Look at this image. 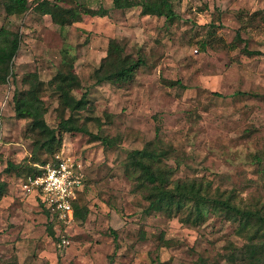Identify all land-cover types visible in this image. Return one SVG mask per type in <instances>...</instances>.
Returning <instances> with one entry per match:
<instances>
[{
	"label": "rangeland",
	"instance_id": "374dc122",
	"mask_svg": "<svg viewBox=\"0 0 264 264\" xmlns=\"http://www.w3.org/2000/svg\"><path fill=\"white\" fill-rule=\"evenodd\" d=\"M8 1L0 0V27L16 32L20 44L0 84V180L8 185L0 199V264H109L110 257L112 264H252L247 249L264 250V225L220 205L264 213V0H170V23L112 0H49L77 11L63 25L69 14L39 13L41 0H27L21 14H7ZM99 8L106 14H90ZM111 40L122 56L143 59L130 81L96 82ZM244 45L261 53L247 54ZM65 51L79 80L72 93L86 91L88 100L73 115L88 133L59 131L55 152L79 161L85 175L70 243L59 248L37 200L20 188L31 163L52 153L37 148L42 137L27 128L29 119L15 116L13 96L37 77L47 125L69 117L49 84ZM149 143L166 152L157 165L171 169V180L203 182L210 203L198 222L190 201L179 212L147 209L141 172L128 158Z\"/></svg>",
	"mask_w": 264,
	"mask_h": 264
},
{
	"label": "trees",
	"instance_id": "16d2710c",
	"mask_svg": "<svg viewBox=\"0 0 264 264\" xmlns=\"http://www.w3.org/2000/svg\"><path fill=\"white\" fill-rule=\"evenodd\" d=\"M112 3L115 8L119 9L140 6L141 14L164 16L165 20L169 23L172 22L175 17L173 5L170 0H112ZM4 7L7 14H21L27 10L28 1L9 0L4 4ZM35 10L42 14H49L55 20L58 19L57 15L58 13L60 14V12L61 14H69L70 19L66 16H62L61 21H59V24L61 25L64 23H72L77 15L76 10L62 8L56 2H50L49 0H41L38 2L35 6ZM90 14L103 16L106 14V10L99 8L91 10ZM236 37L239 40L241 39L239 32L236 33ZM110 43L107 55L102 59L100 65L94 71L96 82H111L120 84L132 80L135 70L143 62V59L138 57L135 60H132L125 55L122 56V48H120L112 40ZM19 44L20 38L16 32H13L5 27H0V84L6 82L7 78L11 74L13 59L19 49ZM206 46L207 44L205 42L201 43L202 48H205ZM242 49L247 54L261 53L256 50H249L245 45ZM66 54L67 52L62 57V66L50 79L49 84L55 85L54 89L58 95L59 104L63 108L69 110V117H61L56 127H50L47 125L44 120V114L46 111L39 96L43 82L37 77H34V80L31 83L28 81L29 87L26 90L17 92V94H14L13 96L15 116L17 118L29 119L27 128L31 132H37V135L42 137L41 141H37V143H39L37 148L46 149L52 153V156L57 153V151L55 152V149L58 148L61 141L59 131L87 132L84 127L76 124L73 115L74 112L83 110L87 107V94L85 91L79 98H76L72 93L75 86L78 85L79 80L77 76L74 75L72 62H70L66 57L64 58V56H67ZM116 56L117 59L115 58ZM27 78L28 76L25 77L23 81ZM214 95L221 96L217 92H214ZM89 135L100 140L104 146L111 145V140L107 137H100L96 134ZM149 145L150 143L142 149L132 150L129 153L128 158L130 164L129 166L132 167V170L141 172L137 179L140 181L142 184L141 186H143V190L146 192V198L148 200L147 209L154 211H172L173 209L174 211L179 212L182 204H184L185 201H190L192 203L191 213L194 214L195 222H198L203 216V207L210 203V199L203 192V182L197 181L196 179L185 181L171 180V169L168 168L167 165L162 168L157 165L160 161L159 159L165 157L166 152L161 151L158 153L155 148H152ZM47 161L43 160L38 164H44ZM34 164L35 162L33 161L31 163L32 168L28 174L37 172V168ZM8 167L11 169L16 168V166L12 163H9ZM7 186L6 181L0 180V199L7 193ZM78 199L79 196L73 204L75 219L79 217ZM35 200L37 199L35 198ZM220 206L229 212H233L232 214L235 218L238 216L240 219H253L259 222L260 225H264V213L261 211L232 206L229 201L225 204H221ZM42 210L47 219L46 228L48 234L55 238V240H58L56 231L48 213L46 210ZM116 240V235H114V241L116 242ZM247 252L248 255L250 253L252 264H264V250L262 248L251 245L248 247ZM112 263L113 260L112 257H110L109 264Z\"/></svg>",
	"mask_w": 264,
	"mask_h": 264
},
{
	"label": "built area",
	"instance_id": "2783aa9c",
	"mask_svg": "<svg viewBox=\"0 0 264 264\" xmlns=\"http://www.w3.org/2000/svg\"><path fill=\"white\" fill-rule=\"evenodd\" d=\"M34 166L36 173L20 179L21 191L34 196L46 210L56 231L57 246L65 248L70 243L67 227L75 220L73 204L84 186L82 164L63 152H57L46 163Z\"/></svg>",
	"mask_w": 264,
	"mask_h": 264
}]
</instances>
